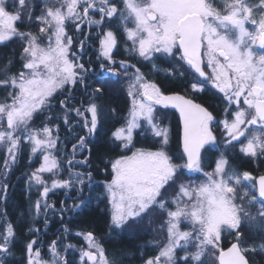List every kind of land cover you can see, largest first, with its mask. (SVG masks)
I'll return each mask as SVG.
<instances>
[{
  "label": "snow or ice",
  "instance_id": "1",
  "mask_svg": "<svg viewBox=\"0 0 264 264\" xmlns=\"http://www.w3.org/2000/svg\"><path fill=\"white\" fill-rule=\"evenodd\" d=\"M37 6L40 15H35ZM117 17L132 58L151 63L153 74L160 71L155 61L162 57L177 64L182 61L180 67L187 68L180 76L190 70L196 77L193 92L210 84L223 95L224 118L217 121L211 111L184 95H164L157 83L128 59L117 62L113 49L119 40L111 28ZM34 22L39 25L37 32L20 27ZM69 24L77 32H82L84 25L98 30L99 73L83 61L91 33L85 34L74 52ZM16 39L23 42L21 68L11 73V61L0 68V89L4 92L0 97V150L4 154L0 174L9 175L24 145L30 160L41 157L40 166L28 175L26 183L29 190L35 187L39 192L33 208L37 216L45 214L46 225L47 212L55 209L48 202L49 193L74 187L82 191L85 175L91 180L90 172L75 170L86 164L88 157L77 160L76 155L86 149L89 137L101 125L104 111L95 102L97 94L106 79L123 75L130 107L125 123L112 132V139L131 155L111 162V179L105 182L110 228L123 229L159 212L160 231L166 232V239L154 244L158 252L144 264H206L204 257L209 253L214 258L211 264H253L249 254L264 253V237L259 245L243 242L246 223L264 232V175L254 181L248 171L239 172L231 165L228 153L239 145L244 156L264 158V0H41L40 4L35 0H0V44ZM165 71L175 76L178 69ZM92 77L99 86L88 94L89 102L70 107L75 87H89ZM64 93L68 95L59 101L64 124H70L74 113L86 132L72 144L71 152L61 150L59 124H52L54 118H61L52 115L54 101ZM157 105L175 108L180 114L182 163L174 162L166 150L169 129L161 126ZM46 112L43 126L35 127L36 116ZM216 126L222 140L215 134ZM137 130L141 135L150 132L159 140V147L132 150ZM220 144L223 150L214 167L205 171L206 146L219 150ZM65 164L68 177L62 178ZM169 189L170 199L165 196ZM7 191L8 184L0 183L5 199ZM256 204L259 211L253 215L249 209ZM59 211H65L64 202ZM6 215L0 214L4 221L0 223V264H7L16 240L15 228ZM38 231L29 228V233ZM225 232L235 236L226 249L221 246ZM76 235L83 237L86 247L67 244L62 252L58 238L48 245L45 257L33 239L25 245L22 258L25 264H72L66 258L72 249L79 251L78 264H118L109 259L92 232Z\"/></svg>",
  "mask_w": 264,
  "mask_h": 264
},
{
  "label": "trees",
  "instance_id": "2",
  "mask_svg": "<svg viewBox=\"0 0 264 264\" xmlns=\"http://www.w3.org/2000/svg\"><path fill=\"white\" fill-rule=\"evenodd\" d=\"M85 34V31H84ZM23 42L13 40L5 44H0V68L7 65L11 61V73H16L21 68V51ZM96 43L91 44L88 47V56L86 55L83 61L86 63V67H92L99 73L100 64L96 60L94 62L90 58L91 54L95 51ZM121 45L115 49L116 53L114 57L117 59H129L119 54ZM89 51L92 53H89ZM98 55V54H97ZM94 57V56H92ZM91 60L94 63L88 65L87 62ZM134 62V61H133ZM97 63V64H96ZM160 71L153 74L152 67L148 68L142 63H137V66L141 68V71L145 72L147 78L157 83L163 92L167 91H180L185 92V80L184 77L178 75L177 79L173 80L172 76L166 74V69L174 68L167 62L156 63ZM151 73V74H149ZM166 74V75H164ZM162 79V81H160ZM90 86L85 88L81 85L75 87L72 93V99L69 101V106H79L81 102L85 105L89 102L88 94L96 88L98 82L95 77L90 78ZM4 95L2 89H0V97ZM68 93L64 95H58L54 101L56 107L53 110V117L60 115L61 118L52 120V124H59V137L61 140V150L66 149L67 152H71L72 144L77 142L79 136L86 135V132L82 129L80 124L77 123L78 118L74 113L70 118V124L65 125L62 118V113L59 109V101L64 99ZM98 99L95 101L104 111V116L101 120V125L98 131L89 137V142L86 149L80 153L77 152L76 159L82 160L88 157V162L84 165H79L75 170L84 173H91V180L85 175V183L82 186V191H78L77 188L70 190L57 189L54 192H50L48 196V202L55 205V209H50L47 212V225L45 224V214L41 213L36 215L33 208L35 200L39 196L38 190L33 187L29 190L26 183L28 175L38 168L40 164V156H34L29 159V150L27 145H24L21 154L19 155L16 163L11 169L7 184L8 191L6 199L0 206V213H6V219L11 222L15 228L16 240L14 243L13 254L6 257L7 264H25L22 258L25 245L33 239L37 240L36 247H41L42 254L48 256V245L53 240L60 239L61 251L63 252V246L67 244L75 245L77 249L83 246V237L77 236L78 232H92L96 239L100 241L108 254L110 260L115 259L118 264H144V262L152 257L155 253V248L151 247L143 238L144 234L129 232L124 229H111L110 223V209L107 200V194L105 192V182L111 179V162L119 158L121 155H127L130 151L122 150L118 144L112 139V132L125 123L128 115L129 101L128 96L124 92L123 80H115V77L106 79L104 87L101 93H98ZM191 96L196 100L204 102L206 105L213 102L214 95L202 94L197 96L195 93H191ZM113 110H115L113 112ZM48 113L38 115L35 118L34 123L42 122L46 119ZM169 144L167 145L168 154L173 159H181L183 153L180 149L179 142V126L174 111L169 116ZM71 128V130H69ZM158 139L154 138L151 133L147 135H141L137 130L134 133V147L145 149H156L158 147ZM206 153V152H205ZM204 153V155H205ZM63 159V157H61ZM206 163V164H205ZM230 163L236 166L240 170H253V163L243 158L240 154L230 157ZM205 166L210 167L213 164L212 154L206 155L204 160ZM4 165V154L0 150V173H2ZM64 172L62 178L68 177L67 165H64ZM0 174V180L2 178ZM61 202L65 204V211L61 214L59 209L61 208ZM80 205L78 208H73V205ZM29 228L39 229L38 232L29 233ZM65 228L69 231L65 233ZM221 246H227L226 242H223ZM66 258L72 262V264H78L79 253L69 249L66 253Z\"/></svg>",
  "mask_w": 264,
  "mask_h": 264
},
{
  "label": "rangeland",
  "instance_id": "3",
  "mask_svg": "<svg viewBox=\"0 0 264 264\" xmlns=\"http://www.w3.org/2000/svg\"><path fill=\"white\" fill-rule=\"evenodd\" d=\"M35 2L37 4H40L41 3V0H35ZM41 14V8L39 6L35 7V15H40ZM98 18V17H97ZM33 20H35V16L33 17ZM114 24H113V27L111 26V28L116 32L117 34V37H118V40H119V44L121 45V49H119V54L125 56V57H130L129 59H132L133 61H130V63H133V64H137V63H142L143 65L147 66L148 68L152 67V64L151 63H148V62H144V61H141L138 57L136 58H132L131 54L129 52L126 51V44L124 42V37H123V34H122V28L120 27V21H119V18L117 17L116 19H114L112 21ZM112 25V24H111ZM86 25L82 26L85 27ZM20 27L23 29V30H31L33 32H37L38 31V23H32L31 25L29 26H25V25H20ZM94 29L96 30V35H94V33H92L93 29L90 28L89 29V32L85 33V34H88V33H91V37L90 39H87L86 40V44H85V49H86V52L88 51V47H89V44H91V40L93 41V43H96V47H95V51L97 53V49H98V46H99V40L96 38L97 36V29L95 28V26H93ZM91 30V31H90ZM84 29H82V32H77L75 27L71 24H69L68 28H67V32H68V35L71 36L73 38V47H72V51H78L79 50V45H80V41L81 40H84L85 39V34H84ZM17 41L19 42H22L20 41L19 39H16ZM116 49V48H115ZM113 49V56L114 54L116 53V50ZM98 54V53H97ZM93 56V55H92ZM86 55H83V59H85ZM95 58V57H94ZM114 59L119 62L121 60H125V59H117L116 57H114ZM158 62H167V64H170L172 67L178 69V72L182 71V70H185L187 68V65H184L183 68L180 67L181 64H183V62L181 61L180 64H177L175 60H173L172 58L170 57H162L161 59L155 61V63H158ZM190 71V70H189ZM187 73V72H186ZM151 74V73H149ZM196 77L194 76H189L188 77V80H187V83L188 84V87L192 90V83L194 82V79ZM123 80V85H124V92L125 94L127 95V80L126 78L123 76V75H120L119 78L115 77V80ZM128 96V95H127ZM128 101H129V107H130V98L128 97ZM129 107H128V111H129ZM156 114H157V117L159 118V120L162 121V125L163 127H167L169 130H170V127L168 126L169 125V116H171V109L170 108H165L163 106H160V105H157L156 106ZM128 116V115H127ZM45 121V119H44ZM44 121H40V122H36L34 123V126L35 127H42L43 126V122ZM122 126V125H121ZM120 126V127H121ZM218 129L217 131L215 132V134L217 135V138L218 140H222V136H221V132H220V128L219 126H216ZM119 128V127H118ZM150 133V132H149ZM159 142V140H158ZM158 147H159V144H158ZM207 148L209 149L208 151H206L205 153V157L206 155L209 156V154L211 155L212 154V157H213V164L208 167V166H205V171H210L212 169V167H214V164H215V160L219 154V151L223 150V145L220 144L218 146V149H212L211 146H207ZM155 150V149H154ZM167 150V149H166ZM168 152V150H167ZM228 153H229V157H232L234 155H237V154H240L243 158H246L248 160H250L252 163H253V170L254 172H251L250 170H240L238 169L236 166H234L232 163L231 165L237 169L239 172H244V171H248L251 176L254 178V176L256 175V173H261V172H264V158H261V159H253L251 157H246L244 156L243 154L239 153V145L236 146L235 149H229L228 150ZM127 155H131V153L127 154ZM41 158V157H40ZM42 161L40 160V163ZM174 162L176 163H182V159H175ZM206 164V163H205ZM14 166V165H13ZM13 166L11 167V169L13 168ZM40 166V164H39ZM38 166V167H39ZM11 171V170H10ZM10 173V172H9ZM194 175H197L199 176L200 174H194ZM9 176V175H8ZM8 176L7 177H4L2 176L1 180H0V183H3V182H6L7 183V180H8ZM45 176L47 177V174H45ZM202 178V177H201ZM255 179V178H254ZM241 192H243V189L240 190ZM106 192V190H105ZM171 192V189L168 190V192L165 193V196L170 199V195L169 193ZM107 194V193H106ZM4 198H5V194L3 192H0V206L1 204L3 203L4 201ZM250 212L253 214V215H257L258 214V211H259V205L256 204V205H253L251 206V208L249 209ZM1 211V209H0ZM2 214V213H0ZM4 221L2 219H0V223H3ZM162 223V219H161V216L159 214V212L157 211V213H154V214H149L147 216H145L143 218V220H140V221H133V222H130L127 226H125L123 229L124 230H128L129 232H135L136 233H143L144 237L146 239V242L148 244H150L151 247H154L155 248V253L153 256H155L158 252V248H156L154 246V244L156 242H159V241H163L166 239V232L162 233L160 231V225ZM261 237H264V232H260L258 231L256 228L254 227H250L247 223L244 225V228H243V242L246 244V245H251V244H257L258 245L261 243ZM257 238V239H256ZM83 240V246L82 247H86V242ZM232 240H235V236L234 235H229L227 232L224 233L223 235V239H222V242H226L227 244L230 243ZM258 240V242L256 243V241ZM223 247V246H222ZM79 253V251H78ZM180 255H183V252L181 251L179 253ZM262 257L264 258V253H261V252H257L255 254H252L250 253L249 254V257H251L253 260L256 258V257ZM213 256L211 255V253H209L208 255H206L204 257V260L206 261V264H211V262L213 261Z\"/></svg>",
  "mask_w": 264,
  "mask_h": 264
},
{
  "label": "flooded vegetation",
  "instance_id": "4",
  "mask_svg": "<svg viewBox=\"0 0 264 264\" xmlns=\"http://www.w3.org/2000/svg\"><path fill=\"white\" fill-rule=\"evenodd\" d=\"M112 25V27H113V22L111 23ZM82 29H84L85 30V33H87V32H89V27L86 25L85 27H83ZM92 29H93V31H92V33H94V35H96V30L94 29V27H92ZM87 31V32H86ZM91 31V30H90ZM89 53H92V51L90 52L89 51ZM85 54H87V56H88V52H85ZM92 55L95 57H92ZM90 58L93 60V58H94V62H96V60H97V53H95V52H93L92 54H91V56H90ZM97 64V63H96ZM99 71H100V67H99ZM182 71H184V70H182ZM160 72H162V73H165L164 71H163V69H161L160 70ZM178 72V71H177ZM179 73V74H178ZM177 74L180 76V72H178ZM175 75V76H172V79L173 80H175V79H177V77H178V75ZM164 75H166V74H164ZM189 76H193L194 77V75L193 74H191V72L190 71H188L187 73H185V75L183 76L184 78V80H185V84L187 83V80H188V77ZM181 77V76H180ZM160 81H162V79H160ZM161 91H162V89H161ZM163 92V91H162ZM168 93H173V94H175V93H179V94H182V95H184L185 97H187V98H190V99H192V100H194L195 102H197V103H199V104H201L202 106H204L205 108H207L209 111H211L212 113H213V115H214V117L216 118V120L217 121H219V120H222L223 118H224V108H225V106H226V103H225V101L223 100V95L221 94V93H219L217 90H215V89H213L212 87H211V85L210 84H206L205 85V87H204V90L203 91H196V92H193V90H191L189 87H188V84H186V87H185V92H180V91H167V92H163V94L165 95V94H168ZM191 93H195L197 96H200V95H202V94H213L214 95V97L212 98L213 99V102L212 103H209V105H206L204 102H201V101H199V100H196L195 98H193L192 96H191ZM168 108H170L171 109V112L172 111H174V113H175V115H176V118H177V122H178V126H179V142H180V122H179V117H178V114L176 113V111L172 108V107H168ZM217 127H215L214 128V131L216 132L217 131ZM206 148H207V146H206ZM181 149V148H180ZM181 152H182V150H181ZM183 153V152H182ZM253 165V164H252ZM260 175H264V172H261V173H256V175L254 176V181L256 180V177H258V176H260ZM257 239V238H256ZM232 242H235V240H232L230 243H228L227 244V246H225V247H223V248H227V247H229L230 246V244L232 243ZM258 242V240L256 241V243ZM256 245H258V243L256 244ZM251 260H252V262H253V264H264V258H262V257H256L254 260L251 258V257H249Z\"/></svg>",
  "mask_w": 264,
  "mask_h": 264
},
{
  "label": "water",
  "instance_id": "5",
  "mask_svg": "<svg viewBox=\"0 0 264 264\" xmlns=\"http://www.w3.org/2000/svg\"><path fill=\"white\" fill-rule=\"evenodd\" d=\"M173 93H168V94H165V95H172ZM175 94H179V93H175ZM180 95H182V94H180ZM190 99V98H189ZM195 102V101H194ZM197 103V102H196ZM204 107V106H203ZM175 111H176V113L178 114V117H179V122H180V148H181V150H182V152H183V149H182V132H183V127H182V124H181V121H180V114H179V112L175 109V108H173ZM261 176V175H260ZM259 177V176H258ZM258 177H256V179H258ZM226 249V248H225Z\"/></svg>",
  "mask_w": 264,
  "mask_h": 264
}]
</instances>
